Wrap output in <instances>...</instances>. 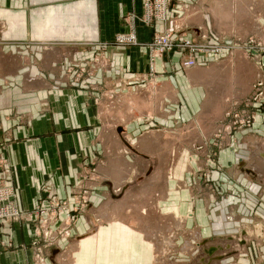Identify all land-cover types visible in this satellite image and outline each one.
<instances>
[{"label":"rangeland","instance_id":"1","mask_svg":"<svg viewBox=\"0 0 264 264\" xmlns=\"http://www.w3.org/2000/svg\"><path fill=\"white\" fill-rule=\"evenodd\" d=\"M55 1L0 0V152H5L15 138L23 139L32 130L33 134L40 132L50 121L48 115L54 116L56 120L52 118L51 122L57 124L63 112L71 119L74 113L82 111L110 113L111 109L122 108L125 114L126 100L135 92L152 100L148 106L152 110L143 118L149 126L162 124V128H167L169 148L167 152L156 141L157 132L143 135L138 141L137 149L148 158L130 152L133 142L130 147L122 145L131 159L151 160L149 165L145 163L148 169L132 180L127 172L115 183L111 194L104 198V209L97 206L93 214L90 212L94 227L83 235L77 234L75 228L85 219L80 210L84 200L75 211L68 209L67 201L58 202L55 196L24 210L16 202L15 188L2 178L0 203L14 206L17 215L0 218V254L14 248L8 229L11 231L17 223L30 240L27 246L31 249L30 264H77L80 250L93 244L100 247L99 227L111 220L135 225L158 219L154 228L148 223L142 226L147 238L142 245L133 242L140 236L136 230L118 229L124 238L122 252H118L126 258L131 259L134 254L139 259L140 249L145 251V246L153 255L152 264H199V259L204 261L203 256H213L210 252H216L221 245L225 250L226 244L225 252L211 264H264V220L255 218L251 202L259 191L251 192L255 182L245 170L262 163L258 162L259 154L255 155V146L243 138L245 132L254 135L251 129L258 121L259 110L264 111V0H204L209 28L206 31L196 22L188 34L181 28L186 18L184 7L194 6L197 0H169L163 19L154 17L159 11L153 4L149 11L156 20L148 24L144 19L146 6L140 0V13L125 17L128 34L118 33L106 44L112 48L145 50L148 80L134 90L124 81L110 78L105 71L109 66L107 55L89 48L85 39L88 34L82 33V29V38L73 41H49L43 37L42 9L44 3L52 5ZM78 4L75 3V8L81 15L83 7L80 1ZM220 9L223 18L217 14ZM228 22H240L243 27L239 26L240 32L234 33L225 29ZM72 26L79 31L80 24ZM139 28L151 29L148 40L138 39ZM166 34L167 43L163 39ZM73 43L77 46L72 53L64 49ZM158 44H165L162 52L158 51ZM47 49L53 53L48 55ZM233 53L242 54V59L238 62L228 59ZM176 54L178 64L172 59ZM164 56L170 59L172 68L165 63L164 69L158 71L156 60ZM240 83L244 89L249 85L251 91L240 97L236 93L231 95L229 88ZM258 142L264 148V141ZM168 154L169 162L164 164ZM122 161L131 171L132 165L124 158ZM3 162L0 156V165ZM151 173L153 178L147 179ZM163 190L168 191V199ZM182 198L188 205L178 204ZM152 202L172 206L157 211L155 219L148 211H139L142 204ZM168 212L171 215L167 216ZM183 217L189 221H183ZM6 225L8 229L3 228ZM209 246L211 251L207 249Z\"/></svg>","mask_w":264,"mask_h":264},{"label":"crops","instance_id":"2","mask_svg":"<svg viewBox=\"0 0 264 264\" xmlns=\"http://www.w3.org/2000/svg\"><path fill=\"white\" fill-rule=\"evenodd\" d=\"M79 1L83 7V14L81 15L79 9L75 8V3L79 6ZM203 4L204 0H197L194 6H188V9L187 6L184 7L183 16L186 18L181 28L188 31L186 34L191 32L193 24L196 22H200L204 30H208L209 17L206 15V10L204 14ZM44 5L45 8L42 9L44 13L40 19L42 20L40 31L44 32V35L42 34L43 37H47L49 41H73L82 38V34L80 33L82 29V33L88 34L84 37L88 39V43H90L88 44L89 48L92 49L93 47L94 49H99L102 55H107L106 58L108 60L106 62L109 63V66L108 70L105 69V71H108L110 78L114 81H124V83H126L125 85L130 86V90L136 89L137 85L148 80L144 49L137 47L112 48L106 45L118 33L128 34L129 27L125 24V17L132 13H140V0H74V2L73 0H56L52 5H48L47 3H44ZM221 10L222 9H220V12H217V14L219 13L223 18L225 16ZM169 14L170 12L168 16ZM232 21L234 22V20ZM73 24H80V27H77L79 31H75L72 28ZM240 24V22L238 24L228 22L225 29H230L234 33H238V31L240 32L239 26L243 27V25ZM51 25L54 26L53 29L50 30L49 28ZM66 25L69 27H65ZM62 29L64 31H61ZM137 31H139V34ZM136 33L138 39L146 41L152 32L151 29L147 31L143 28H139L136 29ZM60 45L61 44H58L57 46ZM76 46L77 44L73 43V45H66L64 49L72 53L73 50H76ZM55 49L58 50L57 48H54V50ZM47 51L48 55L53 53L52 50L47 49ZM242 57L240 53L228 55V59H232L236 62H238L239 59L241 60ZM172 59L176 64L179 63L178 55ZM156 62L158 71L164 69L163 67L166 64L169 65L170 69L173 65L170 59L165 56L156 60ZM165 82L166 81L161 82V85L163 84L164 86L166 84ZM241 85L240 83V85L236 84V86H231L229 88L230 91H227L231 95L236 93L239 97L243 96L242 93H249L251 91L249 85H247L245 89V86ZM176 86L177 89H179L178 85ZM141 94L143 93L135 92L133 95H129L126 100L125 106L127 109L125 114L122 108L116 110L111 109L110 113L106 112L107 115L103 111H93L90 113L82 111L74 113L71 119L70 115L63 112L64 114L61 115L62 118L59 119L58 117L57 124L51 122L52 118L56 120L55 117L52 116L50 118L48 115L50 121L46 123L44 128H41L42 130L38 128L41 130L40 132L33 134L32 130V133L28 134L27 137L20 140H15V138L13 142L8 144L5 152H0V156L4 160L3 164L0 165V180L2 178L5 179L15 188L18 206L21 209L30 210L39 200H44L46 203L47 200L55 196L58 202L62 200L67 201L69 206L68 209L70 211H75L82 203V200H84L85 202L81 204L82 209L80 210L83 211V217L85 219L84 221L82 220L83 222L80 221L77 224L75 232L83 235V232L89 231L91 228L93 229V223H91L89 219L91 215L90 212L92 213L95 211V209L98 208L97 206H99L98 209H104L106 204L104 203L106 201L104 198L111 194L113 186L115 188V183L119 182L124 174L128 172L129 180L134 179V177L136 179L140 172H145L148 169L149 162L151 161L145 159H131L129 153L122 145L130 147V144L133 142L132 146L134 145V147L129 148L130 152L148 158L149 155L137 149L138 141L143 135L157 132L159 133V140L156 141H159L160 145H163L168 152L170 142L168 141L167 132L169 131H167V128H162V124L155 125L154 127L147 125L143 116L147 117V112L152 110L148 108L152 100H147V98ZM155 98L156 97L153 99ZM144 108L148 110L145 111ZM135 110L138 112L136 113ZM65 114L67 115L65 116ZM107 118L110 120H107ZM92 120H94V122ZM257 120L256 125L251 129L252 132H250L254 135L250 136L247 134L249 132H245L246 135L243 138L247 140L250 145L253 147L255 146V155H262L257 156H259V159L262 157L264 161V148L261 146V142H258L264 141L263 110H259ZM57 128L59 129L57 130ZM121 149H123V154L121 153ZM123 158L132 165L131 171L127 170L126 165L122 161ZM168 158L169 154L166 155L163 162L164 164L169 162ZM145 163L148 165H145ZM155 163L158 169V158ZM263 166L264 164L258 167L261 168ZM246 169L248 171L246 175L249 176L250 180L255 182V184H253L255 186L252 185L251 187V192L259 191L257 194L258 197H256V195L254 196L255 198L252 196L254 199L251 198V202L253 206H255L253 210L255 218L264 220V173L263 176L260 173V175L256 173L258 170L255 166L246 167L245 170ZM162 170L164 171L165 169ZM153 176L154 174L151 173V176L147 179H150V177L153 178ZM167 189L170 191L168 186ZM168 191L166 192L163 190L166 198ZM152 193H154L153 190ZM184 200L186 199L182 198L181 202L178 204L181 206L188 205ZM142 205L139 211H148L150 216H154L155 219H157V211L166 210L167 207L172 206L167 202L162 204L152 202L151 204L146 203ZM166 215H171V213L168 212ZM187 217H189V215H187ZM157 220H149L148 222L139 221V223L135 225H129L125 221L118 219L111 220L106 223V226L99 227L102 230L100 235L101 241L98 244L100 247L97 248L93 244L80 250L76 258L78 261L77 264H137L138 261L142 263L150 261V264H152V260L154 259L153 255L145 246V251L140 249L139 253L141 254L143 251V257H140L139 254V259L135 258L134 254L133 258L130 259L118 252H122L121 246L123 245L122 241L124 239L118 229L129 228L131 230H136L140 236L134 239L133 242L136 245H138V243L142 245V241L146 238L142 226L148 223L154 228L158 225L155 223ZM184 220L185 222L186 220L187 222L189 221L186 217H183V221ZM168 221L172 222V219ZM20 225L19 223L13 224L11 231L7 228V225L3 227L11 232L10 239L12 240L14 248L0 254V264H30L29 258L31 257V249L27 247L30 240L26 234L27 232H25V229L21 228ZM200 225L202 227L203 224ZM201 227L200 230L198 229L199 232H201ZM106 231H108L107 237L105 236ZM110 231H112L111 234ZM148 254L149 257L146 258Z\"/></svg>","mask_w":264,"mask_h":264},{"label":"built area","instance_id":"3","mask_svg":"<svg viewBox=\"0 0 264 264\" xmlns=\"http://www.w3.org/2000/svg\"><path fill=\"white\" fill-rule=\"evenodd\" d=\"M146 9H144L145 13V20L146 23L148 24L149 22L152 23L156 20V18L153 20V17L151 15V10L153 9V4H154V8H156V10L159 11V13H157L154 17H158L160 19H163L164 17V10L166 8V6L169 4V0H143ZM150 10V11H149ZM156 23V22H155ZM168 34L163 35V39L166 41V43L168 42ZM132 37H129L128 40L131 41ZM166 38V39H165ZM127 39V38H126ZM134 40V39H133ZM165 44L163 45H156V47L159 48L158 51H163L165 48L163 47ZM155 59V58H153ZM153 59L151 60V63H153ZM6 213V214H4ZM17 215V210L15 209L14 206H10V205H3L0 203V218L1 217H5V216H12L15 217Z\"/></svg>","mask_w":264,"mask_h":264},{"label":"bare ground","instance_id":"4","mask_svg":"<svg viewBox=\"0 0 264 264\" xmlns=\"http://www.w3.org/2000/svg\"><path fill=\"white\" fill-rule=\"evenodd\" d=\"M258 157H259V156H258ZM256 158H257V157H256ZM257 160H258V158H257ZM259 160H260V161H258V162H260V164H261V163L263 162L262 157H261V159H259ZM255 162H256V161H254V164H255ZM256 163H257V162H256ZM258 164H259V163H258ZM262 164H264V163H262ZM262 164H261L260 166H262ZM254 166H255V165H254ZM254 166H253V167H254ZM253 170H254V168H253ZM257 170H258L259 173L263 176V173H264V166L261 167V168L257 166ZM255 171H256V169H255ZM258 171H256V172H258ZM195 235H196V234H195ZM215 243H216V242H215ZM215 243H214V244H215ZM224 243H226V242H223V244H224ZM212 244H213V243H212ZM218 244H220V243L218 242ZM221 244H222V243H221ZM227 244H228V243H227ZM209 245H210V244H209ZM217 246H218V245H217ZM226 246H228V245L224 244V246H223V247H225V250H226V248H227ZM209 247H210V246H209ZM211 247H212V245H211ZM211 247H210V248H207V247H206V248H207L208 250H210ZM219 247H220V246H219ZM221 247H222V245H221ZM221 247H220V248H221ZM220 248H219V250H220ZM215 249H217V248L215 247ZM219 250H216V252H213V251L210 252V253L214 254V255L211 256V257L208 256V255L203 256V257H204V258H203L204 261H202V260L199 259V264H211V261H212V260L218 258V256H219V257L221 256V255H219V254H221V253L223 252L224 249L222 250V248H221V250H222L221 252H219ZM225 250H224V252H225ZM210 251H211V250H210ZM210 255H211V254H210Z\"/></svg>","mask_w":264,"mask_h":264}]
</instances>
